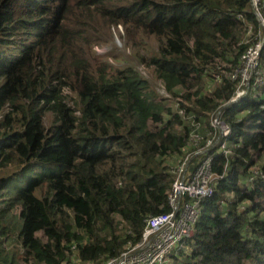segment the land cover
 I'll use <instances>...</instances> for the list:
<instances>
[{
	"label": "trees",
	"instance_id": "obj_1",
	"mask_svg": "<svg viewBox=\"0 0 264 264\" xmlns=\"http://www.w3.org/2000/svg\"><path fill=\"white\" fill-rule=\"evenodd\" d=\"M118 26L171 98L96 51ZM261 30L251 0H0V264H101L137 243ZM221 117V177L162 264H264V79Z\"/></svg>",
	"mask_w": 264,
	"mask_h": 264
},
{
	"label": "built area",
	"instance_id": "obj_2",
	"mask_svg": "<svg viewBox=\"0 0 264 264\" xmlns=\"http://www.w3.org/2000/svg\"><path fill=\"white\" fill-rule=\"evenodd\" d=\"M251 3L259 21L264 23L261 0H251ZM263 44L264 34L241 55L240 65L233 75L240 80V84L229 104L239 102L250 88L262 83L264 73L258 71V63ZM222 111L223 107L212 117L213 131H209L207 136L197 131L200 124H193L189 147L194 150L186 154L172 172L170 210L149 218L142 238L137 243H130L119 256L101 264H162L173 250L182 246L185 238L192 235L202 203L214 193L217 180L221 177L213 170V152L230 153L228 137L231 127L222 119ZM191 166H195L194 169Z\"/></svg>",
	"mask_w": 264,
	"mask_h": 264
},
{
	"label": "rangeland",
	"instance_id": "obj_3",
	"mask_svg": "<svg viewBox=\"0 0 264 264\" xmlns=\"http://www.w3.org/2000/svg\"><path fill=\"white\" fill-rule=\"evenodd\" d=\"M261 23L264 28V23L262 20ZM112 31V40L109 42L100 43L99 46L96 47V51L113 66L123 67L126 65H131L135 67L140 72V74L150 82L152 88L159 95L171 98V94L168 93L164 82L156 76L154 67L141 62L136 57V52L133 50L132 46L123 42L120 37V31H123V27H112ZM263 34L264 30H261L260 37H262ZM228 104L229 103L227 102L225 107ZM175 107H178L176 100Z\"/></svg>",
	"mask_w": 264,
	"mask_h": 264
},
{
	"label": "clouds",
	"instance_id": "obj_4",
	"mask_svg": "<svg viewBox=\"0 0 264 264\" xmlns=\"http://www.w3.org/2000/svg\"><path fill=\"white\" fill-rule=\"evenodd\" d=\"M251 4H252V3H251ZM259 37H260V35H259ZM234 104H235V103H234ZM229 105H230V104H229ZM222 107L224 108V107H225V105H223ZM220 108H221V107H220Z\"/></svg>",
	"mask_w": 264,
	"mask_h": 264
}]
</instances>
